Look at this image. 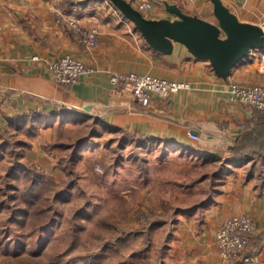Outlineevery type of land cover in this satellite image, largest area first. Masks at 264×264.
<instances>
[{
    "label": "crops",
    "instance_id": "0c3cea01",
    "mask_svg": "<svg viewBox=\"0 0 264 264\" xmlns=\"http://www.w3.org/2000/svg\"><path fill=\"white\" fill-rule=\"evenodd\" d=\"M128 1L151 19H174L169 3L218 22L213 0H149L147 10L141 9L143 0ZM222 1L241 21L264 27V0ZM71 21L80 27H97L98 44L88 46ZM67 54L91 68L70 86L58 84L45 65L33 59L35 55L55 59ZM128 72L186 82L189 87L140 101L114 90L111 75ZM230 82L264 85V49L252 50L225 79L209 60L193 55L182 43L175 42L170 54L153 48L111 0H0V111L4 122L5 118L19 120L39 114L48 126L41 131L48 134L52 131L48 122L62 121L65 117L61 115L70 114L81 121L99 122L110 132L135 137L142 149L162 153L165 167L175 163L180 174L173 181L179 186L178 200L184 203L188 195L192 202L183 205V211L178 208L181 218L175 224L177 236L168 264H232L219 254L216 231L239 214H248L257 222L245 254L260 260L235 264H264V156H235L243 136L257 126L251 123L253 107L231 101ZM55 111L61 115L53 120Z\"/></svg>",
    "mask_w": 264,
    "mask_h": 264
},
{
    "label": "rangeland",
    "instance_id": "374dc122",
    "mask_svg": "<svg viewBox=\"0 0 264 264\" xmlns=\"http://www.w3.org/2000/svg\"><path fill=\"white\" fill-rule=\"evenodd\" d=\"M62 116L47 134L44 117L4 122L0 111V264H168L178 208L192 202L178 200L177 165L126 133ZM249 246L226 261L258 262Z\"/></svg>",
    "mask_w": 264,
    "mask_h": 264
},
{
    "label": "water",
    "instance_id": "95a60500",
    "mask_svg": "<svg viewBox=\"0 0 264 264\" xmlns=\"http://www.w3.org/2000/svg\"><path fill=\"white\" fill-rule=\"evenodd\" d=\"M111 1L135 22L153 48L170 54L175 42L182 43L193 55L209 60L225 79L252 50L264 49V27L241 21L222 0H213L217 23L188 14L177 4L167 3L174 19H151L128 0Z\"/></svg>",
    "mask_w": 264,
    "mask_h": 264
},
{
    "label": "built area",
    "instance_id": "2783aa9c",
    "mask_svg": "<svg viewBox=\"0 0 264 264\" xmlns=\"http://www.w3.org/2000/svg\"><path fill=\"white\" fill-rule=\"evenodd\" d=\"M185 1L195 3L197 0ZM150 7V1L143 0L141 9L147 10ZM71 24L81 33L83 41L88 46L94 47L98 44L99 30L97 27H80L75 21H71ZM33 59L41 61L56 82L63 86L75 84L83 73L91 71V68L84 61L71 54L55 59H44L35 55ZM111 81L116 92L137 98L140 101L149 100L153 94L168 96L181 88L189 87V84L186 82L172 81L149 74H137L134 72L113 73ZM227 92L231 101L246 103L264 111V85L245 86L237 82H230L227 86ZM192 136L199 138L195 134ZM255 230L256 223L248 215L239 214L225 220L216 233V242L220 255L228 261L239 259L241 251L250 244L251 235ZM256 258L257 256L246 257L245 260Z\"/></svg>",
    "mask_w": 264,
    "mask_h": 264
},
{
    "label": "trees",
    "instance_id": "16d2710c",
    "mask_svg": "<svg viewBox=\"0 0 264 264\" xmlns=\"http://www.w3.org/2000/svg\"><path fill=\"white\" fill-rule=\"evenodd\" d=\"M254 111V118L251 123H255L257 127L243 136L240 145L235 150V156L238 158H263L264 156V112L258 109ZM58 113L55 111L51 116H57ZM38 117H40L39 114L32 113L18 118V121L19 123H24L29 119L38 121Z\"/></svg>",
    "mask_w": 264,
    "mask_h": 264
}]
</instances>
